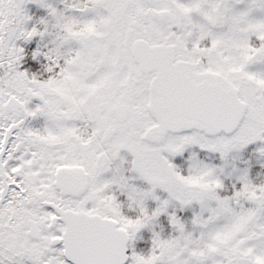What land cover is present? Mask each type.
<instances>
[{
    "label": "snow or ice",
    "instance_id": "6c2138e0",
    "mask_svg": "<svg viewBox=\"0 0 264 264\" xmlns=\"http://www.w3.org/2000/svg\"><path fill=\"white\" fill-rule=\"evenodd\" d=\"M0 264H264V0H0Z\"/></svg>",
    "mask_w": 264,
    "mask_h": 264
}]
</instances>
